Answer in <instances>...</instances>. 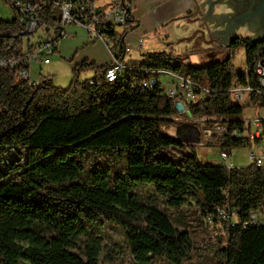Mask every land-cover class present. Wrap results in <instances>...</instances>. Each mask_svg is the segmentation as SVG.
I'll list each match as a JSON object with an SVG mask.
<instances>
[{
  "label": "trees",
  "instance_id": "16d2710c",
  "mask_svg": "<svg viewBox=\"0 0 264 264\" xmlns=\"http://www.w3.org/2000/svg\"><path fill=\"white\" fill-rule=\"evenodd\" d=\"M29 1L36 7L37 30L14 37L24 32L17 18L0 20V58L24 56L59 22V1ZM93 3L83 0L87 13ZM131 22L128 15L123 27H99L121 55ZM231 46L244 48L249 72L234 68L230 52L220 63L198 68L171 51L143 52L139 60L125 62L112 83L104 79L110 63L87 60L74 66L66 88L53 86L49 76L30 85L17 70H0V264H97V239L83 255L72 249L87 226L106 225L121 230L136 264H264V226L249 218L264 209V165L227 169L199 161L193 145L163 130L180 115L174 100L160 84L142 86L150 76L146 71L187 78L208 90L186 102L192 120L203 119L206 131L221 124L245 133L244 110L232 103L231 90L249 86L252 104L264 107L263 98L256 102L260 86L253 70L255 54L264 55V40L234 38ZM90 71L95 74L81 77ZM208 144L248 148L229 134L211 135ZM142 185L167 196L176 212L185 197H193L204 219L223 208L236 213V222L214 218L221 235L196 247L173 226L172 215L136 198L133 191Z\"/></svg>",
  "mask_w": 264,
  "mask_h": 264
},
{
  "label": "rangeland",
  "instance_id": "374dc122",
  "mask_svg": "<svg viewBox=\"0 0 264 264\" xmlns=\"http://www.w3.org/2000/svg\"><path fill=\"white\" fill-rule=\"evenodd\" d=\"M102 1L104 0H95L97 5L101 6ZM55 11L56 18H60V7L55 6ZM182 15L184 17L189 16V20L194 19L190 14ZM13 16V12L9 6H7L4 1H0V20L11 21ZM177 17L178 16H175L169 20L164 27L160 26L159 34L154 35L155 32L149 31L144 35L136 37L135 48L138 49L137 42L141 40L142 44L140 50L143 52L171 51L174 56L180 58L184 63L194 66H198L200 62L204 60H218L222 57L226 48H214L211 44L204 43L206 42L205 39L204 42L197 39L198 37H202V33H204L203 28L197 22L186 25L185 19ZM196 30L202 33L196 32L195 36L190 40L189 38L194 35ZM244 39L246 38L244 37ZM96 43L90 44L89 46H95ZM102 45L103 43H100L99 48L95 50V54L97 55V66H100L107 58L106 49L104 45ZM126 46L130 47V50L133 49L132 45ZM227 49L228 53L230 52L231 54V61L234 68L236 70H245L244 48L242 46H231L229 48L227 47ZM208 54L210 55L207 56ZM130 56H132V54ZM226 56L227 55L223 58ZM51 61V65L42 68L40 76L43 77L47 75V72H50L49 78L51 84L55 87L66 88L71 80V69L67 66V60L60 59L57 55H52ZM94 74V71H90L82 74L81 77H91ZM31 75L32 77H39L34 72H32ZM158 77L164 90L169 89L174 81L173 77L169 75H158ZM260 99H262V97L257 96L256 102H259ZM263 109L245 102L242 120L247 121L257 117L258 114L262 115ZM175 120V126L163 127L165 133L175 136L187 144L193 145L199 161L214 165L223 164V161H221L219 157V147L208 144V139L210 137L206 134L203 119L192 120L187 112L180 114ZM230 152L232 157L228 162H232L235 167H245L248 165V148L230 149ZM133 192L136 198L141 202L155 205L157 208L172 215L173 226L179 231L187 232L196 247L209 238L217 239L221 235V227L217 224L205 221L197 206V199L193 197H185V202L180 206L179 212H176L168 205V197L155 193L150 185L138 186ZM93 239L98 240L100 248L97 264H136L133 256L127 249L121 230L115 225H106L103 228H91L87 226V235L81 237V239L76 242V246H74L72 251L79 255H83L86 252V248L90 247ZM196 261L197 259L185 264H196ZM19 264L28 263L19 260ZM155 264L167 263L157 261ZM197 264L205 263L201 262Z\"/></svg>",
  "mask_w": 264,
  "mask_h": 264
},
{
  "label": "built area",
  "instance_id": "2783aa9c",
  "mask_svg": "<svg viewBox=\"0 0 264 264\" xmlns=\"http://www.w3.org/2000/svg\"><path fill=\"white\" fill-rule=\"evenodd\" d=\"M0 1H4L6 5L9 6L24 32L29 35L37 30L38 21L35 18L36 7H34L29 0ZM59 2L61 17L59 22L51 29L49 35L36 42L32 51L24 54V56L1 57L0 70H17L22 80L27 81L30 85H37L41 82V79L39 77H32L31 68L40 64L49 63V56L54 53L57 43L66 38V33L64 31L66 25H79L88 32L92 39H98L106 46H109L111 41L105 39L100 33L99 27H123L126 24L127 16L130 15L132 4L127 0H110L108 8L105 11H97L93 3L91 5L92 10L87 13L83 0H61ZM141 44L142 41L139 40L137 42L138 49L141 48ZM122 51V53H128L130 52V47L124 45ZM110 56V65L106 68L104 73V79L108 83L118 80L126 69V65L121 58V53L114 51L110 53ZM257 69L260 70V75L257 76L260 87L258 90H255V92L264 99V55L262 57H257L256 53L253 63L254 72ZM245 71L249 72V69ZM146 73L150 74L149 78L142 81V86L146 88H152L156 84L161 85L158 75H169L173 77L174 81L172 85L169 89L164 90V92L169 98L174 100V103L178 101L182 102L185 105V109L186 102L201 99L203 94L208 92L207 88L167 70L146 71ZM90 83L93 84L94 81H90ZM245 91L251 94L254 90L249 86L232 89V102L233 99L236 98L237 102L235 104H242L244 102L243 93ZM244 123L245 126L248 127V131L245 133L241 132L235 126L233 129L229 130L225 125L216 124L211 130H207L206 134L208 137L211 135L222 137L223 135L229 134L236 139L243 140L248 145L249 149L248 164L252 163L256 167H261L264 165V109L262 115L244 121ZM219 157L227 169L234 167L232 162H228L232 154L227 148L220 149ZM214 218L233 225L236 222V213L234 211L218 208L215 215L206 216L205 221L212 223ZM249 218L251 223L264 226V209L260 214L250 212Z\"/></svg>",
  "mask_w": 264,
  "mask_h": 264
},
{
  "label": "crops",
  "instance_id": "0c3cea01",
  "mask_svg": "<svg viewBox=\"0 0 264 264\" xmlns=\"http://www.w3.org/2000/svg\"><path fill=\"white\" fill-rule=\"evenodd\" d=\"M32 1H39V0H32ZM56 1H61V0H56ZM109 1L110 0L102 1V6H101V5H97V3L94 0V4L96 6L97 11H105L108 8ZM206 1L208 0H132L129 16L134 23L131 22L133 28L127 32L124 38V45L125 46L132 45L133 49L130 50V52L123 53L121 55V58L123 59L124 63L128 61H137L141 58V54L143 53V51L135 48L136 37L144 35L149 31L155 32L154 35L159 34L160 31L159 27L160 26L164 27V25L175 16H179L182 14H186V15L190 14L191 16H193L194 19L205 16L206 13L208 12V5H207L208 2L205 3ZM203 3L205 4L201 8V5ZM236 12L237 10L233 6V4H229L228 7L225 9L223 7L216 6L210 13V16L221 17V15H224L226 19H230L232 15ZM185 17L187 19L189 18V16H185ZM195 22H197L203 28L204 30L203 37L206 40V42H211L213 40L211 33L217 31H224L226 30V25H227L226 20L222 21L221 24H217V25H215L216 20H214L213 22H209V21H195ZM64 31L66 33V38L60 40L57 43L54 53L52 55H57L60 59L62 58L67 60L66 61L67 66L71 69V72L75 65L85 60L97 65V55L95 54V50L99 48L100 43L103 42H101L100 40L98 41V39H92L88 34V32L79 25L68 24L65 26ZM115 31L117 33H121L122 31H124V28H115ZM238 39L240 42L249 41V39L247 38L244 39V37H238ZM110 41L111 44L109 46H106L103 43L106 49L107 58L102 64H100V66L109 64L111 62L110 53L115 51L116 43L114 42V39ZM94 43H96L95 46L92 47L89 46L90 44H94ZM208 44H211V46L214 48L216 47H219L221 49L224 48L217 45H213L212 43H208ZM131 54L132 56H130ZM52 55L49 56L48 64H40L31 68L32 72H34L37 76H39L41 80L43 79L44 76L50 77L49 75L50 72H47V75H44L42 77L40 76L41 75L40 71L42 70L43 67H47L51 65ZM209 55L210 54H208L207 56ZM243 97H244V102L242 104H235L233 102L232 103L235 105H240L243 108V110H244L245 102L249 103V105L251 104L252 106H254L252 104L251 94L249 92L245 91L243 93ZM259 116L260 114H258L257 117Z\"/></svg>",
  "mask_w": 264,
  "mask_h": 264
},
{
  "label": "water",
  "instance_id": "95a60500",
  "mask_svg": "<svg viewBox=\"0 0 264 264\" xmlns=\"http://www.w3.org/2000/svg\"><path fill=\"white\" fill-rule=\"evenodd\" d=\"M205 3H207L208 5V12L205 16L195 18L193 20H189L183 15H179L177 18L185 19L186 25L190 23L194 24L195 21L213 22L214 20H216L215 25H217L226 20V30L211 33V36L213 38L211 42H204L203 33L196 30L194 32V35L189 38L190 40L195 36L196 32L202 33V37H198L197 39L202 40L206 44L212 43L213 45L224 48L228 46L232 38L245 37L249 39L250 42H259L264 40V0H208ZM205 3L201 5V8ZM229 4H233V6L237 10V12L234 13L230 19H226L224 15H221V17L210 16V13L216 6L223 7L225 9ZM27 35L28 34L26 32H22L15 35L14 37H25ZM225 55H228L227 48L220 59L204 60L199 64L198 68H202L207 64H218L221 62L222 58ZM255 74L259 76L260 70H255ZM174 105L179 114L187 113L185 105L182 102L178 101Z\"/></svg>",
  "mask_w": 264,
  "mask_h": 264
},
{
  "label": "flooded vegetation",
  "instance_id": "af4514ba",
  "mask_svg": "<svg viewBox=\"0 0 264 264\" xmlns=\"http://www.w3.org/2000/svg\"><path fill=\"white\" fill-rule=\"evenodd\" d=\"M226 1H228V0H226ZM233 40V39H232ZM231 42V41H230ZM230 44V43H229ZM228 47H229V45H228Z\"/></svg>",
  "mask_w": 264,
  "mask_h": 264
},
{
  "label": "bare ground",
  "instance_id": "6f19581e",
  "mask_svg": "<svg viewBox=\"0 0 264 264\" xmlns=\"http://www.w3.org/2000/svg\"><path fill=\"white\" fill-rule=\"evenodd\" d=\"M235 100H236V98H235ZM237 101V100H236Z\"/></svg>",
  "mask_w": 264,
  "mask_h": 264
}]
</instances>
